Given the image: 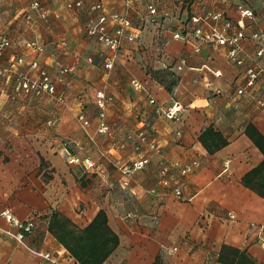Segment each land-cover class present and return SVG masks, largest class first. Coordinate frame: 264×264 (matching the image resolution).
Returning a JSON list of instances; mask_svg holds the SVG:
<instances>
[{"label":"crops","instance_id":"0c3cea01","mask_svg":"<svg viewBox=\"0 0 264 264\" xmlns=\"http://www.w3.org/2000/svg\"><path fill=\"white\" fill-rule=\"evenodd\" d=\"M78 1L82 8L67 9ZM99 1L108 13L128 15L132 28L127 34L135 37L122 41L111 70L104 68L110 52L86 34L97 15L88 9ZM33 4L37 11L30 10ZM154 8L156 16L150 17L136 0L128 7L121 0H0V38L12 42L0 59V73L14 58L25 60L18 73L0 75V213L8 209L16 220L35 224L19 242L18 230L0 217V264H49L32 251L56 253L63 262L77 264L48 231L49 220L58 214L83 231L100 211L119 238L105 264H154L158 258L163 264H219L223 246L264 264V197L243 185L264 161L245 133L252 125L264 137V73L246 88V71L264 67V56L256 57L264 44L245 40L244 67H235L225 47L197 50L195 31L206 27L192 23L212 12L236 25L239 10L249 9L255 16L243 19L249 38L264 31V0H155ZM28 12L32 27L22 17ZM31 42L42 52L27 47ZM33 62L53 80L62 69L70 71L64 83H57L64 103L15 93L19 75L34 76L28 67ZM155 73L164 82L176 79L171 92ZM135 81L148 94L134 89ZM239 89H245L243 96L237 95ZM99 90L112 98L106 134L97 132ZM175 104L183 109L179 121L158 111ZM80 112L90 122L86 129L77 119ZM209 127L228 143L213 154L199 140ZM142 130L158 143L162 156H152L144 170L127 176L144 156L128 137ZM65 150L80 162L69 163ZM42 160L46 168L41 172ZM164 161L192 168L177 178L182 198L174 194L176 184H160ZM45 172L51 180L45 181Z\"/></svg>","mask_w":264,"mask_h":264},{"label":"built area","instance_id":"2783aa9c","mask_svg":"<svg viewBox=\"0 0 264 264\" xmlns=\"http://www.w3.org/2000/svg\"><path fill=\"white\" fill-rule=\"evenodd\" d=\"M126 7L130 6L132 0H121ZM139 3L146 5V11L150 17L156 16V9L154 8L155 0H136ZM218 2H231L233 0H216ZM68 10L80 9L83 7V2L78 1L74 4L68 3L66 5ZM31 11H37V4H33L30 7ZM88 12L90 15L97 13L96 17L91 18L86 26V34L88 37L94 39L97 43L102 45L105 49L110 52V56L105 60L104 68L106 70H111L113 68L115 59L117 58L118 52L121 48L122 41L127 39L130 42L135 41V37L128 35L127 32L132 28L131 21L126 14L119 13H108L102 3L99 1L95 5H92ZM241 20L233 25L231 22L226 21L222 13H212L207 12L202 18H193L192 23H201L206 30L198 28L195 31V37L198 41L199 46H220L227 49L226 58L227 61L235 67H244L245 60L243 57V42L250 39L256 43L264 44V31L253 33L249 38L245 34V24L243 22L244 18L254 19V13L249 9L239 10ZM24 22L32 27L34 24L33 15L31 12L22 14ZM178 38V36H176ZM12 45L11 40L8 37L0 38V59L2 58L4 52L9 49ZM62 48L67 47L66 42L60 44ZM27 47L33 49L36 52L41 53L42 48L35 42L27 44ZM264 56V48H260L256 54L257 58H262ZM25 65V60L23 57L14 58L10 61L8 68L1 72L0 75H9L11 73H18L19 69ZM29 71L35 73L33 77H27L25 75H19L15 82L14 91L17 95H24L26 97H33L37 99L52 98L59 103L65 102V96L63 94H57V83H64L65 77L69 74L68 69H62L57 80H53L48 73L47 69L39 66L38 63L33 62L28 65ZM261 73H264V67L257 70L248 69L246 71V88L251 89L255 86ZM134 89L142 91L148 94V91L139 82L133 83ZM245 94V89H239L237 91L238 96H243ZM151 105H156V101L150 99ZM112 103V98L108 97L107 94L99 90L95 94L94 104L97 109V119L99 121V127L97 132L99 134L108 133V126L104 123L106 119V112L108 106ZM180 105L175 104L173 107L164 109L160 107L158 109L159 113L163 115L168 120L179 121V113L182 111ZM79 123L83 128H88L90 122L83 112H80L77 117ZM53 121H49L48 125H53ZM128 139L133 142V150L141 155H144L138 162L134 163L132 168L125 172L127 176H131L135 172L142 171L149 164L152 156H162V149L158 143L151 139L145 131H138L134 134L129 135ZM65 155L67 156L69 163H79L80 160L72 156L68 150H65ZM89 168H92L94 164L88 159L83 161ZM195 165V164H194ZM160 184L165 187H171L172 183L176 184L174 187V194L177 198H182V191L179 187V182L177 180L178 176H186L191 171L192 168L188 166H183L179 162H161L160 163ZM0 217L5 219L9 224L13 225L18 230V235L16 239L19 242H24V236L20 232H31L34 229V223L32 221L20 222L15 219L12 212L8 209L3 210L0 213ZM230 219L233 220L234 216L229 215ZM264 245V244H263ZM32 251V250H31ZM40 259L46 261L49 264H67L63 262L59 255L51 252H35L32 251Z\"/></svg>","mask_w":264,"mask_h":264},{"label":"trees","instance_id":"16d2710c","mask_svg":"<svg viewBox=\"0 0 264 264\" xmlns=\"http://www.w3.org/2000/svg\"><path fill=\"white\" fill-rule=\"evenodd\" d=\"M158 79L168 92L173 90L176 85V79L162 81L157 74L153 75ZM246 136L253 142L264 156V137L257 129L249 125L246 128ZM202 146L209 154L224 148L228 143L221 134L214 131L212 127L207 128L199 138ZM41 172L46 168L44 161H41ZM45 181L51 180V175L46 172L43 174ZM243 185L250 188L264 197V161L254 170H252L243 179ZM31 232H20L26 237ZM48 231L57 239L68 253L74 258L77 264H105L109 257L119 246L118 236L110 229L107 215L100 211L92 223L83 231L75 230L73 224L66 218L58 214H53L49 220ZM219 264H258L245 251H241L228 246H223L218 258ZM154 264H163L158 258Z\"/></svg>","mask_w":264,"mask_h":264}]
</instances>
